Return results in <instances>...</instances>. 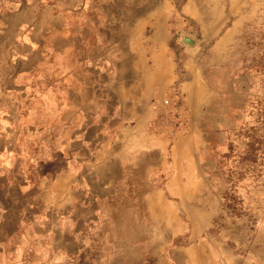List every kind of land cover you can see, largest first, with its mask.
Returning a JSON list of instances; mask_svg holds the SVG:
<instances>
[{"label": "rangeland", "instance_id": "1", "mask_svg": "<svg viewBox=\"0 0 264 264\" xmlns=\"http://www.w3.org/2000/svg\"><path fill=\"white\" fill-rule=\"evenodd\" d=\"M0 264H264V0H0Z\"/></svg>", "mask_w": 264, "mask_h": 264}, {"label": "crops", "instance_id": "2", "mask_svg": "<svg viewBox=\"0 0 264 264\" xmlns=\"http://www.w3.org/2000/svg\"><path fill=\"white\" fill-rule=\"evenodd\" d=\"M184 12H186V14H188V15L192 14L191 16H193L194 13H196V10L193 9V7L190 6V5H185L184 6ZM194 72L191 73V75H192L191 78H189L186 82H183V84L181 85L182 90H185V92H187L186 95H187V100L189 102L191 101L189 96H191L193 98L197 97L198 89H200V95H202V91L201 90L203 89L204 86H206V82L202 78V75L196 70ZM176 78H177L176 74L173 75L171 73H168L167 75L166 74L162 75V81H163L162 84H163L164 88L170 87V85L175 83L176 80H177ZM153 90L156 91V90H159V88L158 87H153ZM199 99L201 100L202 96H200ZM200 103L201 102L199 101V102H196L194 104V101H193V104H192L193 106L190 104L189 114H190L191 117H193V118L195 117L196 112H198ZM181 135H184V132H182ZM181 145H182L181 143L178 144V142H177L176 144L173 145V147L175 149L176 148L178 149L179 147H181ZM187 156H190V155L188 154ZM179 157H176V158H179ZM182 161H183L182 159L181 160H178V159L176 160L177 167L180 166L181 169H182V166H181L182 165ZM182 171H183V169H182Z\"/></svg>", "mask_w": 264, "mask_h": 264}, {"label": "water", "instance_id": "3", "mask_svg": "<svg viewBox=\"0 0 264 264\" xmlns=\"http://www.w3.org/2000/svg\"><path fill=\"white\" fill-rule=\"evenodd\" d=\"M184 41L186 43H188L189 45H195V43H196V41L194 39H192L191 37H189V36H185L184 37Z\"/></svg>", "mask_w": 264, "mask_h": 264}, {"label": "built area", "instance_id": "4", "mask_svg": "<svg viewBox=\"0 0 264 264\" xmlns=\"http://www.w3.org/2000/svg\"><path fill=\"white\" fill-rule=\"evenodd\" d=\"M165 103H166V104H169V103H170V100H169V99H167V100L165 101Z\"/></svg>", "mask_w": 264, "mask_h": 264}]
</instances>
